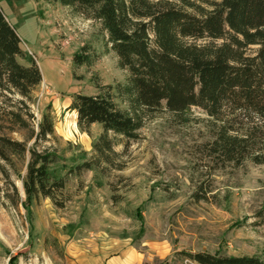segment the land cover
<instances>
[{
  "label": "rangeland",
  "instance_id": "obj_1",
  "mask_svg": "<svg viewBox=\"0 0 264 264\" xmlns=\"http://www.w3.org/2000/svg\"><path fill=\"white\" fill-rule=\"evenodd\" d=\"M0 8L50 79L42 77L33 92L30 123L37 130L42 114H51L54 134L37 148L58 154L50 170L65 182L57 193L62 207L43 196L24 204L25 165L0 159L8 172L0 173V264H79L93 249L112 254L126 246L142 254V264H185L196 252L264 260V164L223 163L210 155L206 144L218 123L195 106L182 114L164 107L145 113L133 140L110 132L115 152L110 162L99 161L92 142L101 126L81 131L68 106L74 93L111 87L117 106L128 107L116 93L128 71L119 66L106 31L57 0H0ZM26 133L7 135L22 140ZM83 161L98 166L75 169ZM198 186L205 193L200 200Z\"/></svg>",
  "mask_w": 264,
  "mask_h": 264
},
{
  "label": "trees",
  "instance_id": "obj_2",
  "mask_svg": "<svg viewBox=\"0 0 264 264\" xmlns=\"http://www.w3.org/2000/svg\"><path fill=\"white\" fill-rule=\"evenodd\" d=\"M57 1L98 21L119 66L128 71L126 83L116 87L126 108L117 106L111 87L71 95L68 108L76 112L78 128L87 132L95 123L102 128L92 142L99 161L110 162L109 152H115L110 132L133 140L145 113L164 107L182 114L195 106L218 123L206 144L210 155L223 163L264 164V0ZM41 81L39 65L25 52L16 28L0 9V159L25 165L24 204L43 196L57 205L65 182L50 165L58 161V154L37 148L39 140L54 134V122L44 112L37 130L30 123L29 104ZM17 129L27 130L22 140L7 135ZM97 166L83 161L75 169ZM0 173L8 176L2 165ZM194 195L205 198L200 186ZM190 256L199 264H264L250 255Z\"/></svg>",
  "mask_w": 264,
  "mask_h": 264
},
{
  "label": "crops",
  "instance_id": "obj_3",
  "mask_svg": "<svg viewBox=\"0 0 264 264\" xmlns=\"http://www.w3.org/2000/svg\"><path fill=\"white\" fill-rule=\"evenodd\" d=\"M34 6L39 13V7H38L39 2L38 1L35 2ZM0 9L3 11L2 8H0ZM3 13L6 16L7 20L13 25V23L9 19L8 15L5 14L4 11H3ZM16 31H17V29H16ZM45 59L49 60V61L47 60V62H49L48 64H50V63L54 64V62L51 59H49L48 57ZM36 60H37V63L39 65L40 62H39L38 58ZM53 66H55V64L52 65V67ZM42 77L44 80L45 79L48 81L50 80V79L45 78L44 75H42ZM69 103H70V99H69L67 104H69ZM106 251L107 250L102 248V247L93 249V254L91 256H89V258H86V259L80 261L79 264H142V262L144 260L142 257V254L133 246H126L124 248L121 247V249L118 252L116 251L115 253H112V254H106Z\"/></svg>",
  "mask_w": 264,
  "mask_h": 264
},
{
  "label": "built area",
  "instance_id": "obj_4",
  "mask_svg": "<svg viewBox=\"0 0 264 264\" xmlns=\"http://www.w3.org/2000/svg\"><path fill=\"white\" fill-rule=\"evenodd\" d=\"M185 264H199L198 262H196L195 260L193 259H185Z\"/></svg>",
  "mask_w": 264,
  "mask_h": 264
}]
</instances>
